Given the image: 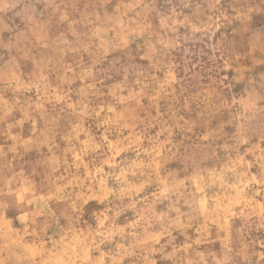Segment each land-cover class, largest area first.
I'll list each match as a JSON object with an SVG mask.
<instances>
[{"label":"rangeland","instance_id":"rangeland-1","mask_svg":"<svg viewBox=\"0 0 264 264\" xmlns=\"http://www.w3.org/2000/svg\"><path fill=\"white\" fill-rule=\"evenodd\" d=\"M0 264H264V0H0Z\"/></svg>","mask_w":264,"mask_h":264}]
</instances>
